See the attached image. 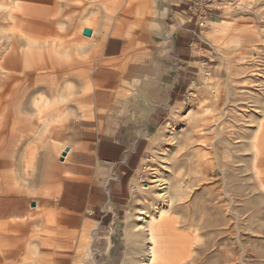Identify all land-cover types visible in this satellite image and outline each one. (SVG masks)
Wrapping results in <instances>:
<instances>
[{
	"label": "rangeland",
	"instance_id": "1",
	"mask_svg": "<svg viewBox=\"0 0 264 264\" xmlns=\"http://www.w3.org/2000/svg\"><path fill=\"white\" fill-rule=\"evenodd\" d=\"M149 1L0 0V55L14 44L22 57L17 69L1 73L0 264H125L126 217H132L134 230L142 223L140 209H150L153 225L163 223L157 237L170 246L163 250L164 264H264V184L259 183V177L264 183L259 163L264 129L258 130L264 124V36L247 39L264 31V0L191 2L196 15L204 10L209 15L198 28L212 50L207 62L212 66L205 76L197 70L180 109L175 114L169 109L168 119L151 133L127 124L142 104L136 101L134 107L128 99L144 92L137 78L152 75L150 65L162 57L170 20L160 17L162 0H151L148 7ZM112 28L141 41L115 59L114 85L97 84L99 49ZM145 34L152 46L142 42ZM198 122L203 127L195 128ZM113 134L129 136L136 146L130 144L129 157L118 168L127 188L125 209L100 226L64 211L52 185L71 177L81 154H93L98 138ZM64 146L70 150L62 159ZM177 159L185 162L182 169ZM188 161L197 170L194 187L185 181L182 208L154 209L152 197L162 190L149 182L148 167L175 182L173 171L187 172ZM166 167H173L172 173Z\"/></svg>",
	"mask_w": 264,
	"mask_h": 264
},
{
	"label": "crops",
	"instance_id": "2",
	"mask_svg": "<svg viewBox=\"0 0 264 264\" xmlns=\"http://www.w3.org/2000/svg\"><path fill=\"white\" fill-rule=\"evenodd\" d=\"M150 1L147 4L148 7ZM192 1H161L164 7L162 12L159 11L160 17L170 19L167 21L164 41L159 48L162 57L156 63L152 61L151 71L149 70L151 76L145 77L148 66H144L143 73L146 75L141 76V79L137 78L142 82L144 92L141 94L137 91L138 93L130 96L128 100L133 102L134 107L136 101L142 104L139 105L140 109L136 108L138 113L130 112L128 125L137 123L142 126V131L149 133L159 128L168 119L169 109L172 114L174 107L184 103L181 102L182 98L195 84L194 75L199 72L198 69L200 68V74L205 76L208 72L203 73V69L212 66L207 63L211 60L209 53L212 50L206 47L203 34L199 31L197 15L193 10L191 11ZM206 22H203V25ZM139 38L124 29H111L99 49L100 62L95 68L97 84H115V59L126 57L133 46L140 43ZM142 38L145 46H152L151 36L145 34ZM111 99H115L114 94ZM108 122L112 123L111 130L115 133L113 127L115 120L112 118ZM130 144L129 136L115 138L113 134L98 138L93 146V154H81L80 163L70 171L71 177L65 178L62 183L52 185L53 193L58 195L57 204L64 211L75 216L83 215L99 223L100 226L106 223L111 224L125 209L127 188L118 173V168L125 163L122 161L123 157L126 159L129 157V150H126ZM131 145L133 148L136 146ZM63 149L65 151V146ZM259 158V163L263 167L264 155ZM55 240L65 239L58 237ZM77 240L83 239L79 237ZM81 247L82 243L79 242L77 250L79 253L82 250Z\"/></svg>",
	"mask_w": 264,
	"mask_h": 264
},
{
	"label": "bare ground",
	"instance_id": "3",
	"mask_svg": "<svg viewBox=\"0 0 264 264\" xmlns=\"http://www.w3.org/2000/svg\"><path fill=\"white\" fill-rule=\"evenodd\" d=\"M253 36L261 38V37L264 36V31L263 30L262 31H258V33L253 34L251 36L248 35L247 39H249V38L252 39ZM17 41H18V39H17ZM28 43L33 44V40L28 42ZM16 47H17L16 45H14V44L12 45L11 44V46L9 47L10 49H8L9 54L3 55V56L0 55V86H2L4 84L3 83L4 81L1 79L2 78L1 73L4 72L5 69H7V68L8 69H17L16 66H19L21 64V61L19 59H21L22 57L21 58L17 57V48ZM207 68L208 67H205L203 69L204 70L203 73H205L207 71ZM193 86H195V85H193ZM181 105L182 104L177 105L176 107H174L172 109V114H175L180 109ZM229 115L230 114L225 112V116L226 117H228ZM0 123H2L1 120H0ZM223 123H226V122H223ZM201 125L202 124L198 122L194 127L195 128L203 127ZM251 125L252 124L250 123V126ZM224 127L225 126H222V128H224ZM261 128L264 129V124L263 123H260V125H258V130L261 129ZM200 130H202V129H199L198 131L200 132ZM220 130H221V128H220ZM219 134H221L222 137L224 136V132H220ZM201 136L203 137L202 133H201ZM237 137H238V135H237ZM262 137L263 136L261 135V137L258 138L257 141L263 140ZM213 144H214V142H213ZM249 144L251 145V143H249ZM246 145H247V143H246ZM250 145L249 146L247 145L248 148L250 147ZM255 146H256V144L254 145V147ZM242 147H245V145H242ZM245 148H247V147H245ZM252 151H254V150H252ZM62 152H64V149L62 150ZM226 154H230L228 152V150H227ZM200 157H201V155H200ZM202 159H204V157ZM200 161L203 164L205 163L202 160H200ZM174 163H177V167L180 168V169H182L184 164H185V162L183 160H181V159H177ZM186 165L188 166V171L187 172H182V170H180L178 172H176V170L173 171V167H170V168L166 167V170H164L165 172H171V173L173 171V175L177 176L175 182H173V180L171 182L168 181L167 178H165L164 175L161 174V169H158V168L152 167V166L148 167L150 172H152L150 177H149V182L153 184V187H155V188L156 187H160V190H162V192L157 193V196L152 197L153 198L152 202L150 201L151 202L150 203L151 206L152 205L154 206V204H156L154 209L155 208L156 209L157 208L160 209L159 205H163V207L166 206V207H168L169 210L173 209L175 207V205L177 206L178 210H180L182 208V205H179L181 203L180 201H182L184 199V195L185 194L188 195V193L186 192L187 190L184 188L185 187V185H184L185 181L189 180L191 188L194 187V184H195L194 181H195V177L196 176L194 175L195 176L194 177L193 173L197 170L195 168V165H193L192 162L188 161ZM256 174H257V172H256ZM262 180H263L262 177L261 178L259 177V183L260 184H264V183H262ZM257 184H255V186H258ZM150 204H148V205H150ZM151 206H148V209ZM175 209H176V207H175ZM149 213H150V209L149 210L140 209V212H139L140 216L138 217V220H140L142 223L140 225H137V228L134 225V230H133V227H132L133 226V223H132L133 220L131 219L132 217L130 215L126 217L127 221H126V226H125V229H126L125 233H126V235L128 237V240L130 241V244H129L130 248H128L130 250L127 251V254H126L127 255L126 259L127 260L125 259L126 261H124L125 264H136V262H138V261H139L140 264H164L163 263V250H164V252H168V247H170V246H169L168 243L162 244L161 241L159 240V238L157 237V227L161 226L163 223L161 222V223H159V225H153L152 224L153 221L151 222V220H148L149 219L148 217H150ZM161 213H163V211ZM141 215H143V216H141ZM176 221H177V219H175V218H170L169 219V223H171V224H175ZM190 241H191V239H190ZM175 249L177 250V248H175ZM186 253H188V252H186ZM177 254H179V253H177Z\"/></svg>",
	"mask_w": 264,
	"mask_h": 264
},
{
	"label": "built area",
	"instance_id": "4",
	"mask_svg": "<svg viewBox=\"0 0 264 264\" xmlns=\"http://www.w3.org/2000/svg\"><path fill=\"white\" fill-rule=\"evenodd\" d=\"M209 10H211V7H210V9ZM198 16V24H199V26H200V28L202 27V26H204L203 25V22H206L207 21V18H208V13H207V11L206 10H204L203 12L201 11L200 13H199V15H197Z\"/></svg>",
	"mask_w": 264,
	"mask_h": 264
},
{
	"label": "water",
	"instance_id": "5",
	"mask_svg": "<svg viewBox=\"0 0 264 264\" xmlns=\"http://www.w3.org/2000/svg\"><path fill=\"white\" fill-rule=\"evenodd\" d=\"M69 149H70V148H66V150L63 152V154H62V159H64V158H65V156L67 155V153H68ZM32 206H36V203H35V202H33V203H32Z\"/></svg>",
	"mask_w": 264,
	"mask_h": 264
}]
</instances>
